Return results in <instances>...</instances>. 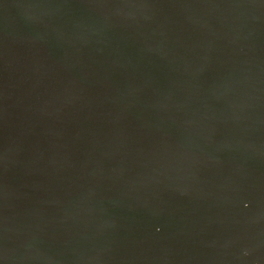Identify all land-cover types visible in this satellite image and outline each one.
I'll list each match as a JSON object with an SVG mask.
<instances>
[{
  "label": "water",
  "instance_id": "95a60500",
  "mask_svg": "<svg viewBox=\"0 0 264 264\" xmlns=\"http://www.w3.org/2000/svg\"><path fill=\"white\" fill-rule=\"evenodd\" d=\"M0 264H264V0H0Z\"/></svg>",
  "mask_w": 264,
  "mask_h": 264
}]
</instances>
